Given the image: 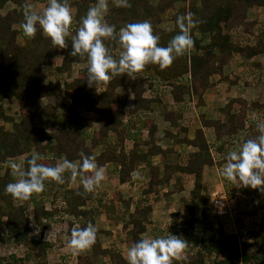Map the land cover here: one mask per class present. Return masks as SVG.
I'll return each mask as SVG.
<instances>
[{
    "label": "trees",
    "instance_id": "obj_1",
    "mask_svg": "<svg viewBox=\"0 0 264 264\" xmlns=\"http://www.w3.org/2000/svg\"><path fill=\"white\" fill-rule=\"evenodd\" d=\"M9 1L17 7L2 13ZM179 1L182 0H158L155 4L150 0H126L127 6H117L116 0H106L108 8L103 21L114 26L115 38H102V42L115 59L119 58L117 51L121 50L118 44L119 30L129 23L148 21L153 34L160 38L158 46H167L172 37L180 32L176 26L177 17L191 13L194 24L189 34L194 43L190 50L175 57L163 69L158 64L147 63L135 74V79L122 74L110 76L98 94L93 96L88 91V66L71 78L73 63L88 62L87 55L71 56L69 53L71 36L75 35L80 27L81 17L86 15L89 7L95 6L96 0H67L72 13V24L69 36L65 37L66 49L54 46L38 25L32 38L23 35L20 25L24 20L26 0H0V171H3L0 175V229L6 231V236L0 233V243H18L21 254L1 257L0 264H60L54 259L50 262L48 255L52 242L41 237L30 238V233L37 230L44 233L50 226L45 219L64 220L69 214L75 217L74 222L67 223L70 234L77 221L82 222L81 228L93 223V211L83 207L94 198V192L84 191L82 184L76 189L68 188L65 184L66 172L62 174L63 183L49 178L45 180L41 192L33 193L30 199L15 205L11 194L4 192L8 183L18 179L12 176L7 167L8 160H23L26 170L27 160L33 153L43 157L38 163L49 167H54L63 156L69 161L79 160L80 165L83 154L95 159L99 167H111L119 172L121 182L130 181L132 172L135 171L136 158L135 153L130 151L128 154L126 148L130 141L134 142L132 146H139L137 139L143 138L144 127L148 128L146 135L154 137L157 126L149 117L150 112L162 110L166 119H170L175 126L178 125V114L191 101L186 100V95L194 98L196 105H203L205 93L216 87L219 81L233 83L229 76L222 75V69L235 54L250 56L264 52V17L262 21H247L248 10L264 6V0H190L189 4L176 8ZM28 2L32 3L33 0ZM197 33L207 35L209 40L206 37L204 39L209 43L202 45V39L198 38ZM216 48L219 49V54H215ZM61 56L62 59L59 60ZM46 66H55L56 72L61 75L55 82H44L43 69ZM118 87L133 94L134 107L128 113L123 105L126 96L118 94ZM65 90L70 95L68 102L61 106V111H58V105L54 102H44L47 98L62 96ZM148 90L151 91L150 95L147 94ZM9 95L19 101V120L6 114L2 108L1 102ZM81 110L91 111L93 116L86 119ZM250 110L246 99L237 98L225 112L224 118L210 120L203 117V126L196 130L193 141L183 138L198 148L189 155L185 165H177L176 168L195 176V188L191 193L194 203L188 209L190 217L187 218L186 226L195 229L198 225L199 228L195 230L196 244L187 260H173L172 264H235L237 261L242 264H264V217L259 229L253 228L256 229L254 242L241 245L235 235L226 233L221 218L202 194L204 166L224 161H215L210 152L212 146H217V150L223 149L224 142L214 146V142L210 144L209 140L222 139L226 135L235 137L243 129L247 133L242 143L261 135L257 128L258 121L249 119ZM44 119L50 122V129L40 124ZM6 122L12 123L11 130L5 127ZM128 122L131 123L130 127ZM137 122L144 127H137ZM95 123L98 124V130L94 128L90 134L91 144L86 145L82 130L85 127L93 128ZM52 126L59 127L55 136L51 133ZM184 130L187 131L188 127ZM103 144L106 146L104 150L94 157V149ZM50 154L54 156L49 158ZM85 175H92V171L89 170ZM162 181L164 180H157L156 175L151 177L149 189L143 192L148 198L132 212L130 246L141 239L140 234L152 226L149 216L151 205L155 201L151 200L150 195ZM55 186L62 193H58ZM237 189L242 199L235 204L236 212L255 201V210H264V193L250 187ZM228 193L232 195L230 185ZM60 199L65 201L62 207L59 206ZM29 203L33 205L31 214L27 213ZM48 204L50 208L46 206ZM239 223H242L241 218ZM153 229L154 237L170 233L180 235L172 230L164 231L162 227L153 226ZM98 234L99 231H96L95 241L91 245L92 254H88L86 249L76 254L71 250L61 257L63 262L127 264L123 253L100 248ZM99 256L104 258L103 263L98 262Z\"/></svg>",
    "mask_w": 264,
    "mask_h": 264
},
{
    "label": "crops",
    "instance_id": "obj_2",
    "mask_svg": "<svg viewBox=\"0 0 264 264\" xmlns=\"http://www.w3.org/2000/svg\"><path fill=\"white\" fill-rule=\"evenodd\" d=\"M31 4L32 6H36L39 9V12H41L45 7H47L48 0H33ZM252 10L253 8H250L247 12V21L249 22H252L253 20L256 21V17H259L258 13H264V6L254 9L255 13L257 12V15L255 16L251 14ZM205 41V39L202 40L201 44H208V41ZM214 52L215 54L220 53L218 48H216ZM87 66L88 62H74L72 65L71 78L76 77L79 70ZM222 70V75L229 76L233 83H230V81L227 80L219 81L216 85L218 88L214 87L216 90L212 88V90L209 89L205 93L203 105H196V103H194L196 100L192 98L193 103L191 100L189 101L190 103L188 102L187 104V106L191 105V108L188 107V109L186 107L178 114V125L175 126L170 119H166L164 112L159 109H155L149 114V117L151 120H154V123L157 126V129L154 132V137L146 135L148 128L137 122V127H144L143 131H145V134L143 138L141 137L137 139L139 146H132V143L134 142L130 141L129 147L126 148V152L128 154L130 151L135 153V172L139 174V178L133 179L131 177L130 181L123 183L119 180V172L112 170L111 167H103L104 179L98 185L94 186L92 190L94 192V198L83 207L93 211L92 226L96 229V231H99L98 240L101 249L117 250L118 252L127 255V250L131 247L129 245V232L132 228L130 223L132 212L137 207H140L142 202L148 198V196L144 195L143 192L145 189H149L151 177H154L155 175L157 180L164 181L158 184L156 191L150 195L151 200L155 201L151 205L152 210L149 216L152 226L148 227L144 233L140 234L141 237L147 238L145 237V234L149 230L153 232V234H150V237H153V226L161 227L165 220H169L174 216V213L175 215L176 213L182 215V210L185 209L188 213L187 218L190 217L188 209L190 205L194 203L191 193L195 188V176L192 173L180 171L176 168V166L185 165L189 155H192L198 150L196 146L192 145L183 138L186 137L188 140L193 141L196 135V130L203 126V117L210 120L221 119L222 114L220 109L224 108L225 104L228 103V100L229 102L231 100L235 102L237 98L246 99L250 108H253L254 106L257 110L264 111V52H257L250 56L239 53L235 54L231 61L223 65ZM58 76L61 75H50L48 81L55 82ZM213 80L215 79H212V81ZM246 83H248V85ZM92 90L95 92L94 94L92 93ZM99 90H101L100 85H94L92 87L88 86V91L93 96H96ZM220 90L222 91L220 92ZM116 91L122 97L123 95L126 96L124 97L125 100H123V105L125 111L128 113L129 110L134 107L133 94L129 93L127 90H123L122 87H118ZM211 91L215 92L211 93ZM69 95L70 92L65 90L64 94L59 96V98L63 99L65 97L64 103H67ZM250 98L253 101H250ZM59 109L61 110V106L58 107V110ZM81 114L86 119L93 116V112L88 110H81ZM133 118L135 120V117ZM45 121L47 120H42L43 123H45ZM127 125L130 127L131 123L128 122ZM187 127L188 130L185 131L184 128ZM72 128H74V126ZM94 128L98 130V124L95 123L93 128L85 127L82 130V136L85 137L86 145L91 144L90 134ZM58 132L59 127H55V133L52 134L55 136ZM245 134L246 132L244 131V135ZM244 135H242V137ZM224 137L215 141L209 140V143L211 144V142H214V146L220 145L223 143ZM51 143H53V141ZM105 147V144L97 146L94 149L93 156L96 157L99 155ZM210 152L213 155L214 160L217 161L213 146L211 147ZM53 156V154H50L49 158H52ZM63 160H65V156L60 157L58 162H62ZM92 161L97 165L95 159ZM71 162L77 166V169L79 168V160H73ZM217 163L218 162H214L213 165H205L203 168L202 194L205 189H210L208 192L209 195L215 189H224L223 185H220L218 178L213 176L215 171L218 169ZM97 167L99 168L98 165ZM65 172L67 173V179L65 182L66 186L70 189H76L81 184V175L78 173L76 179L73 180L71 178V171L66 170ZM2 174L3 171H0V175ZM207 179H209V182H207ZM55 189L58 193H62V190L58 191V187L55 186ZM22 202L23 200L17 199L14 201V204L19 205ZM46 206L49 207L50 204ZM32 208V203H29L27 209L28 214H31ZM198 212L199 211L197 209V214ZM69 216L66 215L64 217L65 224L75 221L74 215L69 214ZM229 217L230 216L221 217L224 218L226 229H232L234 226L232 218ZM48 223L50 225L49 233L57 236L56 230H52V223ZM76 224H78L81 228L82 222L79 223L77 221ZM0 233L3 236H6V231L4 233L3 230L0 229ZM121 235L123 237L122 239L119 238ZM38 236V231H32L30 233V238H38ZM3 243L4 245L0 246V258L10 256L13 254L15 249H17V252L14 254L21 255L18 243L14 241H5ZM3 243H0V245ZM63 246V244L52 242V247L50 248L48 255L50 262L54 259L55 262H59L60 264H69L67 262H63V258L60 261L61 257L71 251L68 246L66 249ZM86 252L88 254H92V246L86 248ZM100 256L98 260L101 259Z\"/></svg>",
    "mask_w": 264,
    "mask_h": 264
},
{
    "label": "clouds",
    "instance_id": "obj_3",
    "mask_svg": "<svg viewBox=\"0 0 264 264\" xmlns=\"http://www.w3.org/2000/svg\"><path fill=\"white\" fill-rule=\"evenodd\" d=\"M117 6H127L126 0H116ZM108 8L106 0H96L95 6L88 8L86 15L81 17L80 27L71 36V56L87 55V83L89 87L107 82L110 76L126 75L135 79V74L141 71L145 64H158L161 69L170 65L173 59L183 55L193 47V39L189 34L194 24L191 13L178 16L176 26L180 32L172 37L167 46H158L159 36L153 34L148 21L129 23L118 33V44L122 51L115 59L102 42V38L114 37V26L103 22V16ZM24 20L20 27L23 35L32 38L37 32V25L42 33L51 39L54 46L66 49L65 37L69 36L72 24V13L67 0H48L47 7L42 12L33 10V6L26 0L23 9ZM97 90V87H96ZM131 98V97H130ZM255 119V117H253ZM257 128L261 135L255 139H248L236 150L228 152L225 157L227 163L220 169V175L231 181L237 187H250L264 193V122H258ZM82 155V162L77 166L65 159L54 167L38 163L43 157L33 153L24 161L8 160L14 182L8 183L4 192L11 194L13 200L26 201L33 193H39L44 188L45 180L51 178L63 183V173L71 171V178L76 179L78 171L84 191L90 192L95 185L104 179L103 167H97L90 157ZM89 170L92 175H85ZM132 178H139L137 172ZM96 229L89 223L84 228L73 227L67 246L73 254L85 250L95 241ZM186 247L185 240L175 234L141 238L127 251V264H172L173 260H180Z\"/></svg>",
    "mask_w": 264,
    "mask_h": 264
},
{
    "label": "rangeland",
    "instance_id": "obj_4",
    "mask_svg": "<svg viewBox=\"0 0 264 264\" xmlns=\"http://www.w3.org/2000/svg\"><path fill=\"white\" fill-rule=\"evenodd\" d=\"M150 2L156 4L158 2V0H150ZM189 2H190V0L179 1V2L176 3V8H180L182 6H185V5L189 4ZM16 7L17 6L13 2L9 1V2L6 3L5 7L2 9V13H6L8 10L14 9ZM254 9L255 8H253V10L251 11V14H253V16L257 15V12L255 13ZM33 10H35V11H37L39 13V9L36 6H34V5H33ZM258 15H259V17H256V21H260V20L262 21L263 17H264V13H258ZM252 22H255V21L253 20ZM197 36H198V38H201L202 40L204 39V37H206L208 39L207 35L205 36L204 34H201V33H197ZM21 40L24 41V39H21ZM205 42H207V41H205ZM208 43H209V41H208ZM120 51H122V49L121 50L119 49L117 52L120 53ZM61 59H62V56L59 57V60H61ZM55 74L60 75L58 72H56V67L55 66H46V67H44V69H43L44 82L46 83L49 80L48 78H49L50 75H55ZM99 85L102 88L104 86V82L100 83ZM216 88H218V87H216ZM119 91H121V90H119ZM221 91L222 90H220V92ZM214 92L215 91H211V93H214ZM92 93L94 94L95 92L92 90ZM64 98L63 99L59 98V97H56L54 99L47 98V99L44 100V102L52 101L56 105H58V107H60L64 103ZM186 100H192V98L189 97L188 95H186ZM251 100L252 99L250 98V101ZM192 103H193V100H192ZM194 103H196V102L194 101ZM233 103H234L233 100H231L230 102L228 100V103L225 104L224 108L220 109V112L222 114L221 118H224L225 112L233 105ZM1 104H2L3 110L5 111L6 114L14 116V118L16 120H18L19 115H20V111H19V101H18V99L16 97H14L13 95H9L8 97H6L1 102ZM252 104H254V103H252ZM190 106L191 105H188V107H190ZM58 111H61V110L59 109ZM258 111L259 110H257L256 107L253 106V108H251L250 113H249V119L254 120L253 117H255V119L258 122H264V111H262V110L259 111V112ZM49 123L50 122L48 120L45 121V123L40 122V124H43V125L47 126L50 129V124ZM5 127L8 130H11L12 129V123L6 122L5 123ZM53 127L54 126L51 127V133L54 134L55 133V127L54 128ZM244 131L247 133L246 129H243V130H241V132L238 133L241 136L237 135L235 137H228V136L224 137V139H223V142H224L223 143L224 144L223 145L224 146L223 149L217 150V146L213 147L214 154L216 155V158L224 160L221 164L217 163L218 164V166H217L218 169H217V171H215L213 176H216L218 178V181L220 182V185H223V188H224V190H225V192L227 194V197L229 198V200H233L235 202V204L237 202H239L240 199H242L241 197H239V193H238V189H237L238 187L235 186V184L233 182L228 181L225 178H223L219 173H220V169L227 163L225 157L227 156L228 152H230L232 150H236L238 148V146L240 144H242V140H243V138L245 136L244 135ZM260 133H261V131H260ZM242 135H244V136L242 137ZM207 182H209V179H207ZM229 185H230V191H231L232 195L228 193ZM209 190L210 189H205L203 194L208 199L209 206L212 207L211 204H210V196L208 194ZM255 206H256V201L253 202V203L251 202V203H249L246 206H243V208H240L237 212H235L236 214H234V216L231 217L233 222H234V226L232 227V229H226L225 228L224 218H221L218 215L221 218V220H222V223L224 225L226 233L230 234V235H235L237 237V235L235 233L236 228H238L240 226L241 227L242 226H246V227L252 228V230H251L252 241L248 242V243H253L254 242V240H253L254 231L256 230V229H253V228H258L259 229V224H260L262 218L264 217V210H255ZM187 216H188V213L184 209V210H182V215H179L177 213L175 215V213H174V216L172 218H170L169 220H165V222L161 225V227H162V229L164 231L166 230L167 232H170L172 230V232H174V233L176 232L178 235L180 233L179 236H180L181 239H183L182 237H184L183 240H185L186 247H185V249H184V251L182 253V258H181L182 260H187L188 255L191 253V251H193V246L196 244V239H195L196 231L195 230L199 228L198 225L195 226V229L193 228L194 230L192 228H190V227H187L186 226ZM169 217H170V215H169ZM239 218L242 219V223L241 224L239 223ZM55 220H58L60 222L55 221ZM64 221L65 220H60V218L59 219L55 218V219L51 220V223H52V230H56V233H57V237H58L57 238V243L63 244L64 245L63 247H65V249H66V247H67V239L70 238V233L68 232V225L65 224ZM171 222H173V224H171ZM2 230L5 233V230L4 229H2ZM151 233L153 234V232L151 230L147 231V233L145 234V237H147V238L150 237ZM153 237H154V235H153ZM119 238L122 239L123 238L122 235L119 236ZM238 242L241 245L247 244V243H244V242H240L239 239H238ZM3 245H4V243L1 244L0 246H3ZM61 260H62V258H60V261ZM103 260H104V258L102 259V257H101V259L98 260V262L103 263L104 262ZM235 264H242V263L237 261Z\"/></svg>",
    "mask_w": 264,
    "mask_h": 264
},
{
    "label": "built area",
    "instance_id": "obj_5",
    "mask_svg": "<svg viewBox=\"0 0 264 264\" xmlns=\"http://www.w3.org/2000/svg\"><path fill=\"white\" fill-rule=\"evenodd\" d=\"M147 94L150 95L151 91L148 90ZM209 196H210V204L214 208L217 215H219L220 217H226V216L233 217L234 214H236L235 213L236 211L234 210L235 202L233 200H229L224 189L223 190L215 189L210 193ZM58 202H59V206L61 207L65 205L64 200H59ZM52 219H55V218L45 219L44 221L48 223V222H51ZM76 227L80 228L78 224H76ZM251 230L252 228H249L246 226H242V227L240 226L236 228L235 233L240 242L248 243L252 241ZM37 231L39 232L38 238L41 237L43 240H46V241L57 242L58 237L56 235H51L49 233L50 229L45 230L44 233L40 232L39 230ZM16 252H17V249H15L13 253H16Z\"/></svg>",
    "mask_w": 264,
    "mask_h": 264
}]
</instances>
